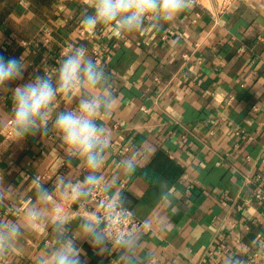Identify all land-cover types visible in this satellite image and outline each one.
Segmentation results:
<instances>
[{
    "label": "crops",
    "instance_id": "crops-1",
    "mask_svg": "<svg viewBox=\"0 0 264 264\" xmlns=\"http://www.w3.org/2000/svg\"><path fill=\"white\" fill-rule=\"evenodd\" d=\"M81 13V0H0V55L26 65L9 88L35 74L55 83L71 47L107 57L103 94L117 105L97 118L109 144L94 174L145 226L119 245L85 235L96 207L75 189L90 192L91 170L54 125L77 109L80 91L58 94L47 135L17 136L3 90L0 264H49L65 241L82 264H263L264 0H193L174 21L148 20L134 33L86 29Z\"/></svg>",
    "mask_w": 264,
    "mask_h": 264
},
{
    "label": "clouds",
    "instance_id": "clouds-1",
    "mask_svg": "<svg viewBox=\"0 0 264 264\" xmlns=\"http://www.w3.org/2000/svg\"><path fill=\"white\" fill-rule=\"evenodd\" d=\"M193 0H81V24L86 29H95L98 25L113 26L121 33H134L143 29L145 22L151 20L154 25L174 21L183 11L191 7ZM26 65L22 58H5L0 55V91L11 90L13 123L15 134L23 136L35 130L48 134L47 121L51 106L58 94L70 95L81 92L77 109L66 110L56 115L54 125L60 133L69 152L84 159L91 170L85 176L84 185L95 186L103 177L94 174L103 163V151L109 144L105 130L97 123L103 114H111L117 105V98L109 92L103 94L108 75L103 66L98 65L87 53L84 46L71 47L61 59L56 69L55 83L48 75L35 74L22 85L10 89L9 85L24 79ZM126 167H131L126 162ZM89 194L84 188H76L77 197ZM41 196L47 198V192L41 190ZM30 216L38 217L39 212L32 209ZM59 213L57 212V217ZM102 227L99 218L84 224L86 236L91 237L94 245H102L105 234L98 231ZM8 234H16L14 226ZM4 235L0 234V239ZM132 246V241L126 242ZM49 264H82L75 245L65 241L56 250Z\"/></svg>",
    "mask_w": 264,
    "mask_h": 264
},
{
    "label": "built area",
    "instance_id": "built-area-1",
    "mask_svg": "<svg viewBox=\"0 0 264 264\" xmlns=\"http://www.w3.org/2000/svg\"><path fill=\"white\" fill-rule=\"evenodd\" d=\"M80 34L84 35V31H80ZM93 54V60L98 65H102L107 58H104L99 53V49L96 46L93 47ZM141 108L142 110H146V107ZM256 197L257 199L264 200V195L262 194L257 193ZM29 201L30 199L22 200L21 208H24ZM87 204L96 207L97 218L102 222L100 231L105 234L108 241L115 245L125 242L134 236L140 228L145 226L144 221L138 219L119 199L111 196L100 183L91 187ZM260 246H264V238L260 241ZM258 254L256 253L255 256Z\"/></svg>",
    "mask_w": 264,
    "mask_h": 264
}]
</instances>
